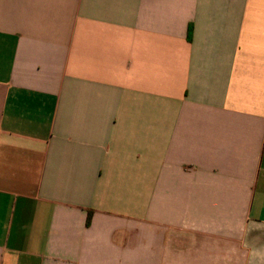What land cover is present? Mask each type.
<instances>
[{
    "label": "crops",
    "instance_id": "crops-1",
    "mask_svg": "<svg viewBox=\"0 0 264 264\" xmlns=\"http://www.w3.org/2000/svg\"><path fill=\"white\" fill-rule=\"evenodd\" d=\"M0 264H264V0H0Z\"/></svg>",
    "mask_w": 264,
    "mask_h": 264
}]
</instances>
